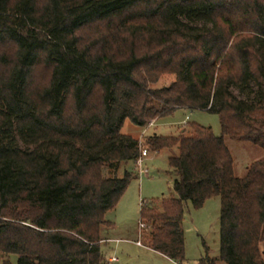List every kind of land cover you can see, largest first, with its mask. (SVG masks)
<instances>
[{"label": "trees", "instance_id": "obj_1", "mask_svg": "<svg viewBox=\"0 0 264 264\" xmlns=\"http://www.w3.org/2000/svg\"><path fill=\"white\" fill-rule=\"evenodd\" d=\"M39 67L48 75L35 81ZM164 74L175 80L153 87ZM178 109L216 114L221 134L191 122L145 138L172 150L176 194L140 207L147 246L182 264L183 203L219 197V258L264 264V157L236 177L224 141L264 150V0H0V253L109 264L101 229L141 149L123 123Z\"/></svg>", "mask_w": 264, "mask_h": 264}, {"label": "rangeland", "instance_id": "obj_2", "mask_svg": "<svg viewBox=\"0 0 264 264\" xmlns=\"http://www.w3.org/2000/svg\"><path fill=\"white\" fill-rule=\"evenodd\" d=\"M191 22L196 25L203 24L199 20ZM6 49H8L7 46H4L3 50ZM34 75L35 81H38L41 77L45 79L48 72L44 67H39ZM174 80V75L164 74L152 86L157 88L169 86ZM231 89L238 97L249 98L247 91L235 87ZM191 122L211 127L215 136L221 134L219 118L216 114L187 109H178L170 116L159 119L153 126L140 127L126 119L121 132L132 138L141 139L142 148L147 149L144 145L147 136L154 133L176 136L184 129H188L185 123ZM224 141L233 158L236 177H243L247 166L252 161L264 157V150L248 141H240L228 136L224 137ZM170 152L171 149L156 152L148 150V155L142 160L143 174L139 173L135 162L129 161L121 166V171L124 169L133 171L136 177L130 182L113 211L111 213L109 211L113 215L116 227L109 225L101 229V236L119 234L131 239V241L102 245L101 251L105 256L114 255L118 259L116 264H179L147 246L144 236L149 234V228H142L139 225L142 205L149 203L159 206L163 198L176 197L173 191L175 174L168 164ZM219 212V197L208 198L199 209H195L189 201L183 203L181 228L184 236V261L182 264H199V260L206 255L217 259L216 264H226L219 258ZM116 229L119 233L115 231ZM135 240L140 241L143 246L137 245ZM17 259L15 254L0 253V264L4 260H9L11 264H18Z\"/></svg>", "mask_w": 264, "mask_h": 264}, {"label": "crops", "instance_id": "obj_3", "mask_svg": "<svg viewBox=\"0 0 264 264\" xmlns=\"http://www.w3.org/2000/svg\"><path fill=\"white\" fill-rule=\"evenodd\" d=\"M158 121V120H157ZM157 121H154V122H152V124L151 125H148V126H153V125H155L156 123H157ZM183 122H185V121H183ZM172 153V150H171V152H170V154ZM113 211V210H112ZM110 213H111V211H110ZM109 212L106 214V216H105V218H106V220L110 223V225H113V227H116L115 225V223L113 222V215L112 214H110ZM110 215V216H109ZM108 217H110V218H108ZM115 231H117L118 233H119V230L118 229H116ZM116 232V233H117ZM124 241H131V239H129V238H127L126 236H120L119 234H116V235H107V236H101V250H102V245L103 244H107V243H118V242H124ZM135 243H136V240H135ZM138 245V244H137ZM139 246H143V245H139ZM103 253V252H102ZM162 255V254H161ZM164 256V255H163ZM106 257V259L108 260L109 258H111V257H115L114 255H107V256H105ZM166 257V256H165ZM116 258V257H115ZM118 262V259L116 258V261H114V262H112V263H110V264H116Z\"/></svg>", "mask_w": 264, "mask_h": 264}, {"label": "built area", "instance_id": "obj_4", "mask_svg": "<svg viewBox=\"0 0 264 264\" xmlns=\"http://www.w3.org/2000/svg\"><path fill=\"white\" fill-rule=\"evenodd\" d=\"M138 140H139V143L141 145V149H140L139 157L135 161V165H137V167L139 168V173L143 174V169H141L142 160H143L144 157H146L148 155V150L146 148H142V141H141V139H138ZM139 225H140V227L144 228V225L142 223H139ZM136 244L141 245L140 241H136ZM114 261H116L115 257H111V258L108 259L109 264L114 262Z\"/></svg>", "mask_w": 264, "mask_h": 264}]
</instances>
